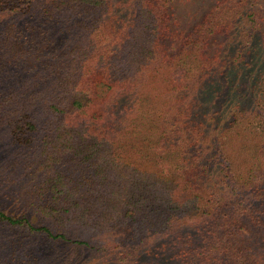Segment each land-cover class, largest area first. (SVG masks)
<instances>
[{
    "label": "trees",
    "instance_id": "1",
    "mask_svg": "<svg viewBox=\"0 0 264 264\" xmlns=\"http://www.w3.org/2000/svg\"><path fill=\"white\" fill-rule=\"evenodd\" d=\"M185 1L0 0V264H264V0Z\"/></svg>",
    "mask_w": 264,
    "mask_h": 264
},
{
    "label": "rangeland",
    "instance_id": "2",
    "mask_svg": "<svg viewBox=\"0 0 264 264\" xmlns=\"http://www.w3.org/2000/svg\"><path fill=\"white\" fill-rule=\"evenodd\" d=\"M213 0H187L185 2H179L178 6V19L185 25L193 19V14H197V10H202L207 5L211 4ZM264 10V1L261 5ZM196 10V12H195Z\"/></svg>",
    "mask_w": 264,
    "mask_h": 264
}]
</instances>
